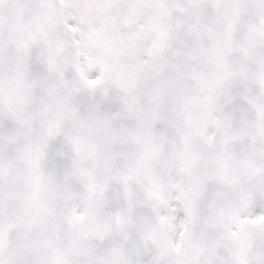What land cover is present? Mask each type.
<instances>
[{
	"label": "snow or ice",
	"instance_id": "6c2138e0",
	"mask_svg": "<svg viewBox=\"0 0 264 264\" xmlns=\"http://www.w3.org/2000/svg\"><path fill=\"white\" fill-rule=\"evenodd\" d=\"M0 264H264V0H0Z\"/></svg>",
	"mask_w": 264,
	"mask_h": 264
}]
</instances>
